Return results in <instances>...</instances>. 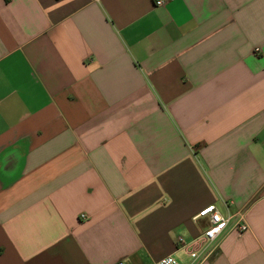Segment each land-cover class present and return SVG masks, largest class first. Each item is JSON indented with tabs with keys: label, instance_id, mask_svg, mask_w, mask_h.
Masks as SVG:
<instances>
[{
	"label": "crops",
	"instance_id": "crops-1",
	"mask_svg": "<svg viewBox=\"0 0 264 264\" xmlns=\"http://www.w3.org/2000/svg\"><path fill=\"white\" fill-rule=\"evenodd\" d=\"M166 255L264 264V0H0V264Z\"/></svg>",
	"mask_w": 264,
	"mask_h": 264
},
{
	"label": "built area",
	"instance_id": "built-area-1",
	"mask_svg": "<svg viewBox=\"0 0 264 264\" xmlns=\"http://www.w3.org/2000/svg\"><path fill=\"white\" fill-rule=\"evenodd\" d=\"M164 0H155L156 5H162ZM238 217L236 221L230 225V228L238 231L244 232L247 230V225L241 217V213H235ZM232 213L222 214L214 204H209L202 207L198 213L197 217H206L209 221V226L196 238L191 240H184L182 237H178L177 244L189 254L192 259L198 258L196 249L194 245H200L202 242L212 243L217 237L227 228L228 224L232 221V218L235 216ZM85 217V214H81ZM216 245L212 244L211 248L199 259V262L206 259L207 255L214 250ZM115 264H124L122 261H118ZM146 264H182L181 261L174 255H166L158 259L157 261L146 263Z\"/></svg>",
	"mask_w": 264,
	"mask_h": 264
}]
</instances>
